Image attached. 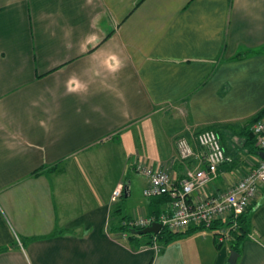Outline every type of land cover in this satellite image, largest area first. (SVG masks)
I'll return each mask as SVG.
<instances>
[{"label": "crops", "instance_id": "1", "mask_svg": "<svg viewBox=\"0 0 264 264\" xmlns=\"http://www.w3.org/2000/svg\"><path fill=\"white\" fill-rule=\"evenodd\" d=\"M263 109L264 0H0V264H230L211 229L162 251L111 229L167 209L146 197L120 217L136 166L171 164L178 181L198 162L181 160L177 141L198 150L207 127L233 141L204 193L254 169L243 126ZM263 195L237 264H264Z\"/></svg>", "mask_w": 264, "mask_h": 264}, {"label": "built area", "instance_id": "2", "mask_svg": "<svg viewBox=\"0 0 264 264\" xmlns=\"http://www.w3.org/2000/svg\"><path fill=\"white\" fill-rule=\"evenodd\" d=\"M251 130L256 135L257 145L264 151V118L255 122ZM198 150L187 139L177 141V152L181 160L196 159L195 167H188L178 181L171 177V164L154 169L143 163L136 166L137 172H143L148 178V185L143 190L147 198L165 195L168 198L167 209L159 216H133L123 222L130 228H145L153 222H159L172 232H181L190 225L210 226L215 221H231L228 228L222 227L219 240L227 242L230 229L236 226L237 218L258 198L264 188V160L259 158L258 165L232 183L226 191L219 194H206L204 187L218 175L219 168L231 161L226 155L219 134L213 129H203L194 137ZM123 186L119 185L112 194L116 201L123 196ZM120 238L126 240L123 232ZM156 251L161 247L153 242Z\"/></svg>", "mask_w": 264, "mask_h": 264}, {"label": "trees", "instance_id": "3", "mask_svg": "<svg viewBox=\"0 0 264 264\" xmlns=\"http://www.w3.org/2000/svg\"><path fill=\"white\" fill-rule=\"evenodd\" d=\"M262 118H264V109L261 110V111H259L254 116L250 117L249 119H247L244 122V126H243V134H244V139H245L244 146L246 147L247 153L250 154V155H255V157L258 160L260 158L258 155L261 152V149L257 145L256 135L251 130V127H252V125L255 122H257L258 120H260ZM224 127H225V125H224ZM207 128L208 129L215 130L219 134L220 139L222 138V136L223 137L230 136L231 137V140L233 139L232 138L233 137V134L231 136L230 134L224 133L223 132L224 130H222L223 127L221 125L220 126H217L216 125V126L207 127ZM199 132L200 131H198V133ZM35 174H37V173H35ZM159 198H161L162 200H166L167 199V201H168V198L165 195L159 196ZM156 203H158V202H156ZM254 203H255V206H256V204L258 202L256 201ZM252 210H253V206H251V205L248 206V208L245 210V212L242 213L237 218V220H236V226L234 228H231L230 229V232H229L230 233V238H229L228 242L230 243V247H231V249L235 250L238 253L241 251V246L244 244V242L246 240H248V236H249L250 230H249V224H248V221L247 220H248V217L250 216V213L252 212ZM231 224H232V222L229 221V220H227V221L218 220V221H215L210 226L201 225V226H195L194 227L193 225H190L186 230H183L181 232H172V231L168 230L166 227H163L161 229V231L157 235H154V234L138 235V234H135L134 233V230H140L142 228H139V229L130 228V227H127L126 225H124L123 223H121L120 225H118V227L116 229L112 228L111 229V232L112 233L113 232L114 233L117 232L116 234L118 235V238L120 240H123V239L120 238V234H122L123 232L127 233L128 234V238L126 240H123V241L129 242L130 244L137 243L138 247H141V248H144V247H148L150 245H153V242L155 241V238H156V241L158 242V244L161 247L160 250L162 251L163 247L168 246L169 244H171L177 238L181 237L182 235H185V234H188L190 232H193L195 230H198V229H211V230H214L215 231V236H216L217 243L220 246L224 242H221L219 240V237L221 235V233H220L219 230L222 227L228 228V227H230ZM58 233H60V231H57L53 235H56ZM0 250H2V249H0Z\"/></svg>", "mask_w": 264, "mask_h": 264}, {"label": "rangeland", "instance_id": "4", "mask_svg": "<svg viewBox=\"0 0 264 264\" xmlns=\"http://www.w3.org/2000/svg\"><path fill=\"white\" fill-rule=\"evenodd\" d=\"M183 118L184 117L181 116L179 112H177V120L180 119L182 121ZM167 119L170 120L168 117H167ZM177 122H179V121H177ZM221 142H222V144L228 145V142H224V137L223 136L221 138ZM134 173L137 175L136 177L138 178V189L136 191V197H135V199L131 200L133 202H127L126 201L127 199L123 200V202L121 204L122 205L121 206V208H122V215L120 216L122 219L124 217H126L127 214H129L130 208L133 205V203H134V205H136V204H139L141 202L144 203L146 201V197L143 194V188H144V184L146 182H148V178H147V176L143 172H137L136 171Z\"/></svg>", "mask_w": 264, "mask_h": 264}, {"label": "water", "instance_id": "5", "mask_svg": "<svg viewBox=\"0 0 264 264\" xmlns=\"http://www.w3.org/2000/svg\"><path fill=\"white\" fill-rule=\"evenodd\" d=\"M259 156L264 160V151H261L259 153ZM125 196H127V189H124ZM264 204V195L259 199L258 205H263ZM162 229V225L159 222H153L151 225L142 228L140 230H134L135 234L138 235H147V234H154L157 235ZM239 257V253L236 252L235 250H231L230 258H229V263L230 264H237V259Z\"/></svg>", "mask_w": 264, "mask_h": 264}, {"label": "clouds", "instance_id": "6", "mask_svg": "<svg viewBox=\"0 0 264 264\" xmlns=\"http://www.w3.org/2000/svg\"><path fill=\"white\" fill-rule=\"evenodd\" d=\"M108 69L112 72H116L121 67V62L116 56H112L110 58V62H108ZM68 91L69 92H76L80 89L81 85L76 79H72L68 84Z\"/></svg>", "mask_w": 264, "mask_h": 264}]
</instances>
